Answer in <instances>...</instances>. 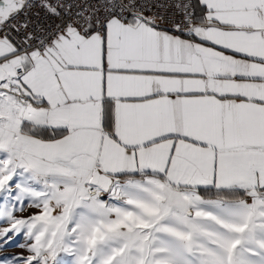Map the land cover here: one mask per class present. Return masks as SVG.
Instances as JSON below:
<instances>
[{
    "label": "snow or ice",
    "instance_id": "6c2138e0",
    "mask_svg": "<svg viewBox=\"0 0 264 264\" xmlns=\"http://www.w3.org/2000/svg\"><path fill=\"white\" fill-rule=\"evenodd\" d=\"M19 235L0 264H264V0H0Z\"/></svg>",
    "mask_w": 264,
    "mask_h": 264
},
{
    "label": "rangeland",
    "instance_id": "374dc122",
    "mask_svg": "<svg viewBox=\"0 0 264 264\" xmlns=\"http://www.w3.org/2000/svg\"><path fill=\"white\" fill-rule=\"evenodd\" d=\"M25 211L23 212V215H31L33 212H35V209L28 208L27 203L24 205ZM25 242V237L23 235L17 236L6 248L3 250H0V255H3L4 253H10V254H16L23 252L25 255L27 254L24 249H21L18 247L19 244Z\"/></svg>",
    "mask_w": 264,
    "mask_h": 264
},
{
    "label": "built area",
    "instance_id": "2783aa9c",
    "mask_svg": "<svg viewBox=\"0 0 264 264\" xmlns=\"http://www.w3.org/2000/svg\"><path fill=\"white\" fill-rule=\"evenodd\" d=\"M163 2L168 3V2H170V0H163ZM185 2H187V0H185ZM191 3L194 5L193 0H191ZM37 11L40 12L39 19L41 20V22H42V23H47V22L44 20V14H43V11H42V10H39V9H33V10H32L33 18L35 19L34 13H36ZM161 11H163V10H161ZM172 11H173V9L169 8V10H168L169 15L171 14ZM177 19H179V17H177ZM13 35H14V33H13Z\"/></svg>",
    "mask_w": 264,
    "mask_h": 264
},
{
    "label": "crops",
    "instance_id": "0c3cea01",
    "mask_svg": "<svg viewBox=\"0 0 264 264\" xmlns=\"http://www.w3.org/2000/svg\"><path fill=\"white\" fill-rule=\"evenodd\" d=\"M193 3H194V5H196L197 4V0H193ZM197 11H198V9H197Z\"/></svg>",
    "mask_w": 264,
    "mask_h": 264
}]
</instances>
